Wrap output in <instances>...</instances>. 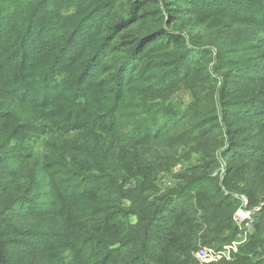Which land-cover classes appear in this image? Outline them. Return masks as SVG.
I'll use <instances>...</instances> for the list:
<instances>
[{"label":"trees","instance_id":"16d2710c","mask_svg":"<svg viewBox=\"0 0 264 264\" xmlns=\"http://www.w3.org/2000/svg\"><path fill=\"white\" fill-rule=\"evenodd\" d=\"M263 201L264 0H0V264H264Z\"/></svg>","mask_w":264,"mask_h":264},{"label":"rangeland","instance_id":"374dc122","mask_svg":"<svg viewBox=\"0 0 264 264\" xmlns=\"http://www.w3.org/2000/svg\"><path fill=\"white\" fill-rule=\"evenodd\" d=\"M257 209H254V210H248L250 211L249 213V219L247 220V222H240L239 219H237L236 221V216H234V219H235V222H236V225L239 229V233L237 234V236L234 238V240L230 243V244H226L222 249L221 251L223 252V256L224 255H227L229 257H223V258H226V259H231V255L234 253V252H237L238 249H239V246L244 244L246 241H247V237L248 235L253 232L254 230V222H255V219H256V211ZM236 214V213H235ZM225 247H227L228 249H225ZM215 249H213L214 251ZM215 253H211V257H214V254H219L217 250L214 251ZM197 257V255H196ZM208 259H212V258H208ZM215 259V258H214ZM222 259V258H221ZM199 260V259H198ZM220 260V259H219ZM200 261V260H199ZM214 261H218V259L214 260ZM202 262V261H200ZM211 262V261H210Z\"/></svg>","mask_w":264,"mask_h":264},{"label":"built area","instance_id":"2783aa9c","mask_svg":"<svg viewBox=\"0 0 264 264\" xmlns=\"http://www.w3.org/2000/svg\"><path fill=\"white\" fill-rule=\"evenodd\" d=\"M246 202V201H245ZM246 203L243 204L242 207H240L237 211H236V221L237 219H239L240 222H247V220L249 219V213L250 211H248V209L246 208ZM263 205H264V201H263ZM225 249H228L227 247H225ZM215 251V250H214ZM213 251L212 248H207V247H204L202 249H200V251H198V253L196 254L197 255V258L202 261V262H209V261H214L216 259H221L223 257H229L227 255H224L223 256V252L222 251H218L219 254H214V257H211V253H215ZM208 258H212V259H208ZM215 258V259H214Z\"/></svg>","mask_w":264,"mask_h":264}]
</instances>
